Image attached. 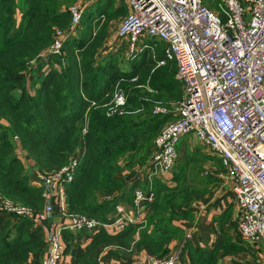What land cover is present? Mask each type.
<instances>
[{
    "label": "trees",
    "instance_id": "trees-1",
    "mask_svg": "<svg viewBox=\"0 0 264 264\" xmlns=\"http://www.w3.org/2000/svg\"><path fill=\"white\" fill-rule=\"evenodd\" d=\"M75 1L0 0V195L35 209L45 206L44 188L31 184V173L15 152V137L39 171L61 169L84 142L75 177L66 184L67 212L107 221L119 202H132L140 186L138 180L126 182L118 174L149 162L157 134L173 117L154 114L155 105L181 98L183 86L176 78V62H168L170 68L157 67L148 50L142 59L130 61L128 70L114 59L115 53L103 55L108 29L96 19L115 3L110 1L84 12L80 36L67 39L61 54L50 55L51 70L43 79L39 73L45 62L38 63L31 84L40 83V87L28 90L31 62L48 50L58 29L70 26L68 6ZM204 2L216 8L218 0ZM120 52L118 56L123 48ZM158 54L164 56L161 50ZM117 92L124 93L126 105L122 113H111ZM181 187L154 179L155 200L147 204V224L130 223L117 233L105 228L94 232L78 262L94 264V253L111 245L126 252L147 247L157 258L166 256L170 242L182 237L177 218L193 220L195 216L193 210L179 213L188 199ZM219 229L225 232L223 225ZM70 233L67 229L63 235L70 238ZM225 240L222 234L212 249L198 252L188 242L193 264H199L201 257L203 263L215 264L220 253L230 251ZM44 245L43 229L33 219L4 213L0 264L28 262Z\"/></svg>",
    "mask_w": 264,
    "mask_h": 264
},
{
    "label": "built area",
    "instance_id": "built-area-1",
    "mask_svg": "<svg viewBox=\"0 0 264 264\" xmlns=\"http://www.w3.org/2000/svg\"><path fill=\"white\" fill-rule=\"evenodd\" d=\"M130 7L119 23L117 37L130 50L156 53V44L141 45L144 37L164 43V56L157 67L175 61L176 78L182 83L183 98L174 107H154V114H172L155 138V151L146 165V177L170 181L179 159L178 144L192 134L218 156L232 183L238 209L237 226L243 239L264 244V0H218L211 8L204 0H124ZM71 26L58 29L44 55L61 54L65 37L76 28L84 4L69 7ZM124 93L113 98L111 113L123 112ZM87 131L86 127L83 133ZM18 140V137H15ZM80 163V154L59 170L39 171L38 179L47 193H63ZM144 165V166H145ZM155 200L152 188L134 191V208L139 214ZM0 210L27 217L36 223L47 221L51 204L41 209L0 196ZM67 229L111 233L137 220L125 213L122 204L116 215L102 221L86 214H69ZM63 228L51 227L46 264H67L64 260ZM147 264H189L177 256L154 257Z\"/></svg>",
    "mask_w": 264,
    "mask_h": 264
},
{
    "label": "crops",
    "instance_id": "crops-1",
    "mask_svg": "<svg viewBox=\"0 0 264 264\" xmlns=\"http://www.w3.org/2000/svg\"><path fill=\"white\" fill-rule=\"evenodd\" d=\"M123 1L127 6H128V10L130 11V7L129 5L124 1ZM248 0H243V2H247ZM79 2L84 4V7L86 9V4L84 3V1H80ZM77 3V2H75ZM90 6H87V8H89ZM91 8V7H90ZM69 10V8H68ZM87 11V10H86ZM99 18V17H98ZM96 19L97 21H100V23H103V15H100L99 19ZM21 19V12L20 10H18L17 12V20L18 22ZM81 23H82V19L79 23V25L74 28L71 33H69L68 36L65 37V42L67 39H69L70 37L73 36H80L81 32ZM71 26V24H70ZM70 26L68 28H70ZM67 28V29H68ZM99 28L95 27L94 30H97ZM119 39V38H118ZM121 40V39H119ZM123 41V40H121ZM126 42V41H125ZM127 43V42H126ZM145 44H156V51L159 52V50H161V52L163 53L164 50V43L163 41H159L157 39L151 38V37H144L141 41V45H145ZM146 51V50H145ZM103 53V50H102ZM51 57L50 55L46 56L44 55V53H42L38 58H36L35 60H33L31 62V67L28 69L27 72V86H28V90L34 92L36 88L40 87V83H37V85H32V81L34 79V71L36 69V67L38 66V63H40V61L45 62L44 67L40 70V77L41 79H43L44 77H46V75L49 73V71L51 70V65L50 63H48L50 61ZM87 117V115H86ZM15 143H16V150L15 152L19 155V157L21 158L24 166L26 167L27 170L30 171V182L31 184L34 185H38V186H42L41 183L39 182L38 179V172L39 170L35 167L34 161L31 158V156L22 149V147L20 146L18 140L15 138ZM84 142L82 143L81 146L78 147L77 151H76V155L80 154V157L84 154ZM220 160V159H219ZM221 163V161H220ZM222 165V163H221ZM140 167V166H138ZM146 171V165L143 166L141 168V170H139L137 172V174L134 175V177L131 178V180H128V177L124 176V171L122 172V174H118L119 177H124L126 182H132V181H139L140 186H138L137 188H141V187H147L150 186V188H153V182L154 179H161L160 177H154L153 180H149L146 177L145 174ZM129 173H134L133 172H129ZM217 179H219V183H221V178L224 180L223 185H222V189H225V192L223 193V197L220 196L219 199L217 200V202H220V204L222 203V209L221 207H219V209L221 210V213L217 214L215 213L216 216H218L220 223L223 225L227 224V228L229 230V232H231L232 230H235L230 228V225H232V222H235L233 220L238 219V209H237V205H236V201L234 198V193H233V186L232 183H230V181L227 179V175L225 174L224 176L216 174ZM173 178V177H172ZM171 178L170 181H165V179H161L164 182H166L167 184L171 185L173 182V179ZM225 179L227 181H225ZM226 185H228V188H226ZM44 194H45V205L46 204H51L54 207V212L51 215V217L39 224L37 223V225L41 226L43 229V236L45 238V245L44 247L38 251L37 253L33 254V256L31 257V259L28 262L25 263H20V264H46V261L48 259V251H49V241H48V233L51 229V227H55V226H61L63 228V230H67V224L69 222V217H67L66 215L62 214L61 211V207L62 205H66V198H67V189H66V185L63 187V193L60 192H50L46 194V191L44 190ZM1 196V195H0ZM222 197V198H221ZM223 199V200H222ZM119 204L124 205L125 207V213L128 215H134L137 217V220L133 223H146V216H147V204L146 207L142 208L141 212L138 214L134 208V197L131 203H124V202H119L117 204V206ZM229 209V211H228ZM228 211L227 217L223 214H225ZM117 209L114 212V214L110 215V217H113L114 215H116ZM237 214V216H236ZM198 215V213L195 212V218ZM4 221V213L1 211L0 213V223ZM193 220H177L176 223L183 229V233H182V237L181 238H176L173 239L170 244H169V252L167 255H173V256H177L180 260L182 261H187L189 264H193L190 254H189V249L187 248V243L190 242L191 243V247L192 250L195 252L201 251V250H205V249H212V247L214 246V244L217 242L215 241L214 244H212L210 241V237L205 238H200L199 234L196 232L194 225H193ZM195 222V221H194ZM196 223V222H195ZM218 222H216L215 228L216 230L219 229L218 227ZM218 228V229H217ZM225 229V228H224ZM237 229V233L235 235H233V233H228L229 236H232V240H230L228 243V245L230 246V251H236L241 255L238 256H234V255H223V256H219L218 259H216V263L215 264H264V244L262 243H253L250 242L246 239H243L238 231V227ZM70 230V229H69ZM226 230V229H225ZM71 233V237L67 238L65 237V235H63V245H64V260L66 261L67 264H82L78 262V258L79 255L81 254L82 250L84 249V247L91 241L92 235L94 232H90V231H78V230H70ZM220 231V230H218ZM240 237V238H239ZM207 240V242H206ZM233 244V246L231 245ZM238 248V249H237ZM155 256L150 252V250L147 247H143L141 249H135L132 252H126L123 251L121 248H119L117 245H111V246H107V247H102L101 249H99L97 252L94 253L93 255V262L94 264H147L148 262H150V260L152 258H154ZM203 258L201 257L198 261L199 264H211V263H207L209 261H205V263H203Z\"/></svg>",
    "mask_w": 264,
    "mask_h": 264
},
{
    "label": "rangeland",
    "instance_id": "rangeland-1",
    "mask_svg": "<svg viewBox=\"0 0 264 264\" xmlns=\"http://www.w3.org/2000/svg\"><path fill=\"white\" fill-rule=\"evenodd\" d=\"M84 1L86 4V10H88L92 6H96L97 4L100 5L103 3H108L110 1L115 2L114 4H109L105 10L103 11V24H107L108 29V36L105 39L104 46H103V55L104 56H112L115 53L114 59L119 62V65L125 69L128 70L130 67V64L132 62H136L140 59H142L144 55V50H141L139 52H132L130 50V47L128 43H124L117 37V28L119 23L127 16L129 13L128 6L121 0H80ZM214 1V0H211ZM79 2V0L75 1ZM75 2L71 3L68 8L73 5ZM87 6H90L87 8ZM104 7V6H103ZM115 7V12H111L113 8ZM84 11V12H85ZM100 18V16H99ZM98 18V19H99ZM126 47V48H124ZM123 48V54L117 55L120 52V49ZM150 55L153 57L154 60L160 59L158 52L152 53L149 52ZM106 54V55H105ZM157 66V65H156ZM159 67V66H158ZM162 67H173L170 64L162 65ZM183 98V87H182V95L179 99H172L171 102L168 105H162L160 103H157V105H162L167 108H172L176 106ZM170 120V119H169ZM167 120V122H169ZM163 124V125H165ZM179 151V159L177 160L174 170H173V176L174 180L171 184L172 187H177L178 185H182V191L187 195L188 199L187 201L179 208L180 215H185L187 210H189V213H192V210L198 215L194 216V222L193 225L196 230V232L199 234L200 238H207L210 237L211 243L214 244L215 241H219L222 238V234L225 235L226 244L230 243L229 239L232 240V236L236 235L237 233V220H233L235 222H232V225H230V228L235 230H232L233 233L232 236L228 239L229 232L227 228V224L224 225V228L226 229L224 231H218L215 228V223L218 222V227L220 228V220L218 216L215 215V213H221L222 209V203L217 202L220 196L223 197V193L225 192V189H222V185L224 180L221 178V183H219V179H217L216 174H219L224 176L226 174V169L221 165L220 160L218 156L212 153L208 147L202 143L199 142L194 135L188 134L181 138L180 145L178 147ZM143 166H136L131 171L125 169L124 176L128 177V180L130 181L132 177H134L135 174L139 170H141ZM134 173H129L133 172ZM137 171V172H136ZM173 179V178H172ZM225 181H227L225 179ZM231 183V182H230ZM145 190L150 189V186L147 187H141ZM226 188H228V185H226ZM221 197V198H222ZM223 200V199H222ZM182 209V211H181ZM229 211V209H228ZM228 211L223 214L227 217ZM215 212V213H214ZM237 216V214H236ZM180 218H177V220H185ZM150 219V218H149ZM147 216H146V223L147 224ZM176 220V221H177ZM238 234V233H237ZM204 235V237H203ZM240 238V237H239ZM207 242V240H206ZM234 255L238 256L241 255L236 251H224L220 253V255Z\"/></svg>",
    "mask_w": 264,
    "mask_h": 264
}]
</instances>
